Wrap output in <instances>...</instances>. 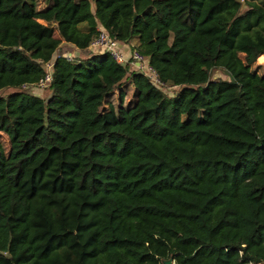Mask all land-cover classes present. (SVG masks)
<instances>
[{"label":"trees","instance_id":"1","mask_svg":"<svg viewBox=\"0 0 264 264\" xmlns=\"http://www.w3.org/2000/svg\"><path fill=\"white\" fill-rule=\"evenodd\" d=\"M261 56L264 0H0V264H264Z\"/></svg>","mask_w":264,"mask_h":264},{"label":"built area","instance_id":"2","mask_svg":"<svg viewBox=\"0 0 264 264\" xmlns=\"http://www.w3.org/2000/svg\"><path fill=\"white\" fill-rule=\"evenodd\" d=\"M119 46V43L116 40L110 38L101 26H97V35L90 43V48L92 50L107 53L109 57L117 63H128L133 68L140 70L149 79H151L155 83V85L158 86L159 82L151 68L147 65L145 56L141 52L136 50H133L132 52L126 54L119 48ZM64 57L69 59L71 57V53H65ZM45 68L46 72L38 79L35 87L44 88L49 83L51 62L47 63L45 65Z\"/></svg>","mask_w":264,"mask_h":264},{"label":"rangeland","instance_id":"3","mask_svg":"<svg viewBox=\"0 0 264 264\" xmlns=\"http://www.w3.org/2000/svg\"><path fill=\"white\" fill-rule=\"evenodd\" d=\"M178 2L180 4H183L185 2V0H178ZM68 50H70V48ZM121 50L124 51L126 54L129 51L128 49H121ZM135 50L136 51H139L138 49H135ZM256 60H257L256 62H259V63H263L264 64V57L263 56L261 58H257ZM261 69L264 70V66L261 67ZM211 77L212 78L224 77V75L219 70H214L212 72ZM175 89L173 88V89H170V90H166V92L168 94H171V92H173ZM31 92L33 94H35L36 96H39L40 98H46L48 96V91L46 89L31 88ZM7 149H8V140H7V137L2 132H0V162L2 161V158L4 157V155H6ZM168 261H169V264H174L172 261H170V260H168Z\"/></svg>","mask_w":264,"mask_h":264},{"label":"water","instance_id":"4","mask_svg":"<svg viewBox=\"0 0 264 264\" xmlns=\"http://www.w3.org/2000/svg\"><path fill=\"white\" fill-rule=\"evenodd\" d=\"M222 73L228 78L229 81L233 82V79H232V77L230 76V74L228 72L222 71ZM168 260L171 261V259L168 257L167 259L162 261V264H169Z\"/></svg>","mask_w":264,"mask_h":264},{"label":"crops","instance_id":"5","mask_svg":"<svg viewBox=\"0 0 264 264\" xmlns=\"http://www.w3.org/2000/svg\"><path fill=\"white\" fill-rule=\"evenodd\" d=\"M262 57V56H261Z\"/></svg>","mask_w":264,"mask_h":264}]
</instances>
